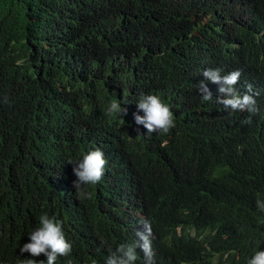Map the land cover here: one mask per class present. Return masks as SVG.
I'll use <instances>...</instances> for the list:
<instances>
[{"label":"trees","instance_id":"1","mask_svg":"<svg viewBox=\"0 0 264 264\" xmlns=\"http://www.w3.org/2000/svg\"><path fill=\"white\" fill-rule=\"evenodd\" d=\"M208 69L241 71L235 91H259L257 111L226 110ZM141 94L168 104L176 126L137 125ZM113 100L126 115L108 112ZM97 149L104 176L85 186L91 199L78 198L69 161ZM257 199L264 0H0L2 264L33 258L20 248L43 214L63 222L72 244L56 264H106L135 240L142 212L159 237L172 235L177 262L202 249L231 253L218 264H245L264 249Z\"/></svg>","mask_w":264,"mask_h":264},{"label":"clouds","instance_id":"2","mask_svg":"<svg viewBox=\"0 0 264 264\" xmlns=\"http://www.w3.org/2000/svg\"><path fill=\"white\" fill-rule=\"evenodd\" d=\"M242 73L234 70L227 75H221L219 69H208L204 71L203 76L214 84L220 85L219 92L222 99L218 102L224 105V108L233 111H249L255 113L256 99L259 91H255L251 84L247 85V92L241 96L236 93L234 86L239 82ZM199 90L204 100H210L211 93L205 84L199 85ZM138 112L144 115H135L137 125H143L148 133L166 134L175 125V115L159 96L141 94L138 98ZM109 113L127 114V109L122 108L121 104L113 100L108 108ZM73 164V172L77 177L74 181L78 198H92V193L85 190V186L98 184L105 172L108 164L105 154L97 149L90 151L83 156L78 162L69 161ZM257 207L264 212V200L257 199ZM138 226L134 235L135 240L118 246L116 251L111 252L107 256L106 264H218L225 262L231 253L223 255L210 254L206 250H198L196 253L186 256L183 262H177V249L171 251L172 235L161 234L158 236L155 229L149 221V218L142 212L140 213ZM40 226L33 230L29 235L30 242L20 248L21 254L30 253L32 259H23L20 264H45V261H38L36 258L42 254L47 258L46 264H56L61 256L69 255L72 251V244L67 240L63 230V222L43 214L39 217ZM177 235L181 237V231H177ZM196 234L192 235L195 237ZM176 250V251H175ZM240 251L232 253L233 259H240ZM0 260V264H2ZM245 264H264V249L255 253L246 255ZM78 264V263H76Z\"/></svg>","mask_w":264,"mask_h":264}]
</instances>
